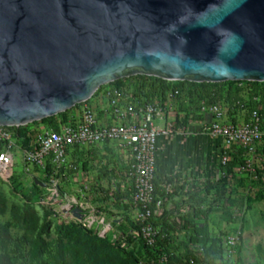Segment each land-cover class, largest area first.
<instances>
[{
  "label": "water",
  "instance_id": "1",
  "mask_svg": "<svg viewBox=\"0 0 264 264\" xmlns=\"http://www.w3.org/2000/svg\"><path fill=\"white\" fill-rule=\"evenodd\" d=\"M136 75L264 82V0H0V125Z\"/></svg>",
  "mask_w": 264,
  "mask_h": 264
},
{
  "label": "built area",
  "instance_id": "2",
  "mask_svg": "<svg viewBox=\"0 0 264 264\" xmlns=\"http://www.w3.org/2000/svg\"><path fill=\"white\" fill-rule=\"evenodd\" d=\"M98 90L89 99L92 102L72 108L66 122L59 119L57 128L30 127L26 136L20 137L13 127L0 125V177L10 179L18 158L30 167L52 165L58 172L76 168L69 160L76 153L100 152L114 160L120 158L125 170L119 176L117 166L110 165L111 188L129 192L130 214L152 256L163 264H175L170 261L171 253L158 254L163 248L157 240L160 231L154 225H159L158 220L167 223L164 214L188 215L190 195L202 191L209 181L215 184L239 151L243 152V160L234 170L253 166L252 157L264 144L259 110L240 101L232 106L202 100V117L196 119L192 113L187 125H178V104L183 95L179 88L172 87L164 96L150 98L135 95L131 85ZM181 187L184 189L176 193ZM51 192L50 199L61 205L68 219L82 221L85 201L62 191L58 183ZM157 198L158 206L152 210ZM177 201L184 202L180 209L175 206ZM106 217L97 219L99 224H104ZM181 218L177 225H189ZM230 243L231 252L235 239H230ZM191 248L197 256L203 251L199 245ZM189 263H195L193 257Z\"/></svg>",
  "mask_w": 264,
  "mask_h": 264
},
{
  "label": "rangeland",
  "instance_id": "3",
  "mask_svg": "<svg viewBox=\"0 0 264 264\" xmlns=\"http://www.w3.org/2000/svg\"><path fill=\"white\" fill-rule=\"evenodd\" d=\"M32 127L51 128L40 121ZM113 158L100 152L95 155L76 153L69 158L76 168L59 172L49 164L30 167L18 158L10 179L0 177V258L13 257L19 264H56L63 257L73 260L77 250H91L107 255L113 264H129L123 250L136 254L138 264H163L157 256L149 254L142 242L127 197H122L125 192L118 191L116 186L112 189L103 174L107 163L114 166L120 160ZM252 161L249 170L235 171L228 184L220 183L217 190L205 196L207 206L215 210L194 223L208 226L218 241L215 264H264V144L258 146ZM56 183L62 191L86 202L82 221L68 219L61 205L52 202L51 191ZM25 194L35 201L28 200ZM17 212L25 216V222L34 219L37 229L32 238L27 237L25 229L14 220ZM103 216H107L104 224H99L97 219ZM163 216L169 224L170 257L182 264L194 225H177L181 217L187 218L185 213ZM46 221H50V226L43 230ZM110 221H114L113 224ZM154 226L160 232L164 227ZM233 238L236 243L230 252ZM164 253L163 249L158 254Z\"/></svg>",
  "mask_w": 264,
  "mask_h": 264
},
{
  "label": "trees",
  "instance_id": "4",
  "mask_svg": "<svg viewBox=\"0 0 264 264\" xmlns=\"http://www.w3.org/2000/svg\"><path fill=\"white\" fill-rule=\"evenodd\" d=\"M131 85L134 87L135 95H144L147 98L152 96H164L165 93L170 88H179L182 90L183 95L179 99L178 104V125H187L192 113L196 114V119L202 117L200 114V102L202 100L207 101L208 103H219L224 102L228 103L232 106L236 104L237 101L247 103L248 107L251 109H258L259 113L262 117V123L264 127V82H256V81H226L221 83H211V82H190V81H168L164 79H160L158 77L146 76V75H136L128 78L120 79L114 81L110 84L104 85L99 88L98 91L107 86H124ZM87 102H90L88 100ZM81 104L76 105L75 107L80 106ZM74 107V108H75ZM73 108V109H74ZM236 108V107H235ZM70 109L66 112L60 113L56 116L48 117L40 122L47 123L51 128L58 127V120H62L66 122L69 118L70 112L73 110ZM39 122V121H38ZM34 122L32 124L20 127H13L15 131H17L20 137H25L27 132L30 130L32 125L38 123ZM26 145L28 141H23ZM114 159V158H113ZM243 160V152L239 151L238 154L233 155V159L223 168L224 175L214 184L212 182H208L207 185L203 188L202 191L194 192L189 197L190 210L187 218L182 217V220H185L189 225H194L196 220L207 218L213 209L211 205L207 206V200L205 196L210 193L211 190H217L219 188V184H228L231 180L232 176L235 174L234 168L241 163ZM114 162V161H113ZM119 170V176L123 175L125 170V166L117 161L115 163ZM111 166L109 163L104 166L103 174L106 177L110 176ZM184 188L181 187L180 191L176 193H180ZM129 192H125L124 196L127 197ZM25 197L31 202L35 201V198L31 195L25 194ZM158 203V198L152 203V210H156ZM191 203H194L192 205ZM206 205V208L201 207V205ZM184 205L183 201L175 202V206L180 209ZM25 216L22 213H15L14 220L25 229L26 236L29 238L33 237L34 232L37 227L34 223V219L29 218L27 222H25ZM151 220H154V215L151 217ZM157 224L164 225L163 230L158 234L157 240L159 245L165 250L166 253L170 254L168 250L167 243L169 240L168 236V223H164L161 220L157 221ZM50 226V221H46L42 228L43 230H47ZM142 242L145 244L144 239L141 237ZM189 245L187 247L188 253L185 257V260L182 261V264H190V257L194 258V264H215L216 256L219 252V244L218 241L212 236L211 231L208 226L203 225H194L193 229L190 232L188 237ZM199 245L202 248L201 255H196V252L191 246ZM147 251L152 256L150 249L146 246ZM126 256L129 264H138L137 255L133 252L123 251ZM113 258V257H112ZM110 257L107 255H103L102 253L89 251H80L77 250L75 252V256L73 260H67L63 257L62 260L58 259L56 264H113V261L109 260ZM171 263H175L174 259H170ZM8 262L10 264H19L13 257L2 256L0 258V264H5ZM177 264V263H175Z\"/></svg>",
  "mask_w": 264,
  "mask_h": 264
},
{
  "label": "crops",
  "instance_id": "5",
  "mask_svg": "<svg viewBox=\"0 0 264 264\" xmlns=\"http://www.w3.org/2000/svg\"><path fill=\"white\" fill-rule=\"evenodd\" d=\"M187 162H189V161H187Z\"/></svg>",
  "mask_w": 264,
  "mask_h": 264
}]
</instances>
